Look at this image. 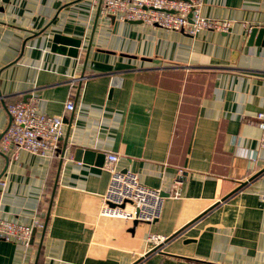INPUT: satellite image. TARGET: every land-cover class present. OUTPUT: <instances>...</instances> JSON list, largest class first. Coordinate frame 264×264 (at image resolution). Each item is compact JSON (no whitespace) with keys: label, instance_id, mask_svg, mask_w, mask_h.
Here are the masks:
<instances>
[{"label":"crops","instance_id":"0c3cea01","mask_svg":"<svg viewBox=\"0 0 264 264\" xmlns=\"http://www.w3.org/2000/svg\"><path fill=\"white\" fill-rule=\"evenodd\" d=\"M201 1L227 30L121 20L93 0L0 1V136L10 102L64 114L56 154L0 146V218L42 223L28 246L0 238V264H264V37L247 44L264 0ZM108 152L163 192L155 221L99 213ZM150 233L166 236L155 250Z\"/></svg>","mask_w":264,"mask_h":264},{"label":"built area","instance_id":"2783aa9c","mask_svg":"<svg viewBox=\"0 0 264 264\" xmlns=\"http://www.w3.org/2000/svg\"><path fill=\"white\" fill-rule=\"evenodd\" d=\"M1 1V0H0ZM98 12L112 15L121 20H140L154 26L180 30L195 34L201 29L227 30L231 24L226 18H213L201 13V0H93ZM71 110L73 102H65ZM10 121L0 136V146L7 149L24 148L31 152L54 155L59 149L64 133V114L40 111L34 100H16L7 104ZM256 124L262 129L260 138L264 144V111L255 115ZM118 155L108 152L104 167L109 179L99 213L108 216L153 222L161 214L163 194L159 188L142 183L135 172L117 168ZM3 185L4 180H0ZM180 183L176 179L174 184ZM174 192V191H173ZM39 217L24 223L0 218V238L28 246L35 227L41 226ZM158 233H150L149 240L154 246L166 238Z\"/></svg>","mask_w":264,"mask_h":264},{"label":"water","instance_id":"95a60500","mask_svg":"<svg viewBox=\"0 0 264 264\" xmlns=\"http://www.w3.org/2000/svg\"><path fill=\"white\" fill-rule=\"evenodd\" d=\"M131 21L136 22V21H140V20H131ZM263 37H264V27L263 26H252L249 30V34H248V38H247V44H251L252 42L260 43V42H262ZM79 41H80L79 39H74V38H70L67 36L55 35L54 36V42L61 43V44L57 45V46L55 44H53V47L59 51H64L67 49V51L69 53L74 54L77 51V46L79 45ZM64 44H69L71 46H69L68 48H65ZM82 152H83V150L81 148H77L75 150V154H74L75 156L74 157L76 159H80V157H82L81 156ZM89 155H91V153L88 150L84 151V157H87ZM100 157L103 158V155ZM162 194H163V192H162ZM134 221H138V220L134 219ZM158 247H159V245H156L152 249L155 250Z\"/></svg>","mask_w":264,"mask_h":264}]
</instances>
